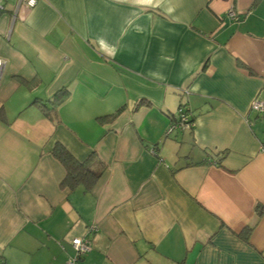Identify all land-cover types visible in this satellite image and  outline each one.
I'll use <instances>...</instances> for the list:
<instances>
[{"label": "crops", "instance_id": "crops-1", "mask_svg": "<svg viewBox=\"0 0 264 264\" xmlns=\"http://www.w3.org/2000/svg\"><path fill=\"white\" fill-rule=\"evenodd\" d=\"M1 3L0 264H264V0Z\"/></svg>", "mask_w": 264, "mask_h": 264}, {"label": "trees", "instance_id": "trees-1", "mask_svg": "<svg viewBox=\"0 0 264 264\" xmlns=\"http://www.w3.org/2000/svg\"><path fill=\"white\" fill-rule=\"evenodd\" d=\"M25 83H28L27 81ZM70 92L68 89H62L58 91L50 103L53 106V109L58 107L68 96ZM34 104H42L41 100L37 99L34 101ZM45 110H48L46 105H43ZM116 114L110 116L114 118ZM194 121V118H192ZM177 120V119H173ZM53 155L65 166L67 171V176L64 181V184L74 187L79 183H83L88 190L92 189L97 181L100 179L102 171H96L90 166V160L80 162L78 161L63 145L57 144L53 150ZM264 212L263 206L257 207L258 218H261ZM253 230L252 227H249L245 230V236L248 235ZM246 237V238H247Z\"/></svg>", "mask_w": 264, "mask_h": 264}, {"label": "built area", "instance_id": "built-area-1", "mask_svg": "<svg viewBox=\"0 0 264 264\" xmlns=\"http://www.w3.org/2000/svg\"><path fill=\"white\" fill-rule=\"evenodd\" d=\"M20 3L27 8H34L38 0H20ZM0 9H4L0 0ZM227 17L233 21H239L240 17L237 12L232 8L227 12ZM252 110L258 114H264V102L257 99L252 104ZM194 127V121L192 116L185 105L180 106L177 113L176 123L173 124L169 130V133L179 128L183 131H191ZM93 229V228H92ZM94 230V229H93ZM71 246L74 254L65 264H81L82 259L93 251L92 242L88 238H74L71 241Z\"/></svg>", "mask_w": 264, "mask_h": 264}]
</instances>
